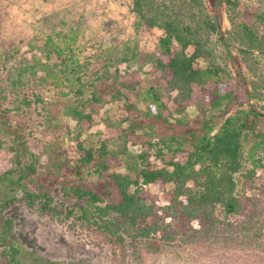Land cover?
<instances>
[{
	"label": "trees",
	"instance_id": "obj_1",
	"mask_svg": "<svg viewBox=\"0 0 264 264\" xmlns=\"http://www.w3.org/2000/svg\"><path fill=\"white\" fill-rule=\"evenodd\" d=\"M210 1L213 15L191 25L148 0H133L139 23L161 31L145 56L150 69L143 75L110 72L124 61L108 59L96 79L84 83L80 65L58 45L49 47L47 61L7 67L0 54V68L6 69V75L0 71V93L13 95L17 109L43 103L40 95L31 100L23 93L33 82L64 84L67 94L89 107L86 113L75 102L63 105L76 121L77 159L72 162L66 149L51 142L47 163L40 166L12 109L0 104V149L8 145L12 152L10 166L0 173V264H93L86 257L50 259L17 239L6 213L36 202L41 213L96 228L133 251L140 243L158 251L171 242L264 248V176L256 175L264 172V113L250 102L237 57L226 51L230 67L200 61L208 53L200 29L205 26L223 42L221 8L239 10L237 0ZM240 10L247 20L253 16ZM1 31L0 26V36ZM109 100L121 104L122 115L108 118L99 145L87 147L79 137ZM143 140L157 152L159 165L129 151V144ZM85 169L92 172L90 179ZM149 186L168 203L160 207ZM55 194L62 199L57 205Z\"/></svg>",
	"mask_w": 264,
	"mask_h": 264
},
{
	"label": "rangeland",
	"instance_id": "obj_2",
	"mask_svg": "<svg viewBox=\"0 0 264 264\" xmlns=\"http://www.w3.org/2000/svg\"><path fill=\"white\" fill-rule=\"evenodd\" d=\"M148 1L158 10L177 14L191 25L196 24L191 22L193 19L197 18L201 25L203 19L213 15L210 0H199L201 6L194 5L192 0ZM237 1L239 10H231L226 4L221 8L223 42L205 26L200 29L201 41L208 51L206 58L200 61L211 59L230 67L226 51L237 57L240 73L250 90V102L264 113V0ZM240 9L253 14L250 20L245 19ZM135 14L133 0H0L2 61L3 58L7 61V67L15 65L16 61H47L49 47L58 45L70 61L80 65L77 71L84 83L95 80L103 71V61L108 59L124 61L110 68V72L116 69L123 75L137 71L143 75L150 69L145 56L155 49L161 31L139 23ZM0 71L6 75L5 67ZM67 89L64 84L56 88L53 84L33 82L23 93L31 100L33 95H40L43 103L33 102L22 109L15 107L18 101L13 95L0 93V104L12 109V117L22 125L29 148L40 166L47 163L45 148L51 142L66 149L72 162L78 157L72 139L76 121L64 113L63 105L75 102L74 105L81 106L83 100L67 94ZM81 108L89 112L86 104ZM140 108L145 109V104L141 103ZM188 112L194 114L192 108ZM121 115V104L109 100L97 109L91 127L79 139L87 147H97L98 136L107 119ZM67 130L69 134H66ZM128 149L135 155H143L153 165H159L157 152L145 140L129 144ZM11 155L8 145L0 149V173L10 166ZM244 167L249 169L251 166L246 162ZM256 175L263 177L264 172L256 170ZM84 176L90 179L93 175L85 169ZM148 188L156 195L160 207L168 203V198L156 188ZM252 194L246 192L248 196ZM60 200L55 194L52 204L57 205ZM6 216L14 220L16 237L26 248H34L55 260L86 257L93 264H264V248L257 246L224 248L171 242L152 251L140 243L133 251L96 228L41 213L38 202L32 207L17 205Z\"/></svg>",
	"mask_w": 264,
	"mask_h": 264
}]
</instances>
